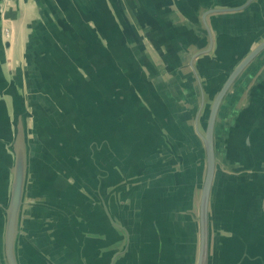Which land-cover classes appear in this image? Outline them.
Segmentation results:
<instances>
[{
    "label": "water",
    "instance_id": "water-1",
    "mask_svg": "<svg viewBox=\"0 0 264 264\" xmlns=\"http://www.w3.org/2000/svg\"><path fill=\"white\" fill-rule=\"evenodd\" d=\"M260 1H201L198 13L175 0L205 27L202 45L165 0H34L39 16L15 65L0 0V264H74L48 240L46 249L44 233L59 223L33 229L42 250L30 242V198L41 176L57 182L53 170L64 168L85 180L91 162L99 174L90 173L97 185L89 192L110 221L109 264H135L137 255L140 264H180L167 213L186 218L195 207L190 264H264V228L252 223L264 215V23L230 46L210 23ZM187 56L195 92L182 72ZM242 77L245 86L254 82L238 105L241 93L231 91ZM187 102L195 105L192 122ZM173 196L181 200L170 206ZM73 246L79 264H89L86 242Z\"/></svg>",
    "mask_w": 264,
    "mask_h": 264
},
{
    "label": "crops",
    "instance_id": "crops-1",
    "mask_svg": "<svg viewBox=\"0 0 264 264\" xmlns=\"http://www.w3.org/2000/svg\"><path fill=\"white\" fill-rule=\"evenodd\" d=\"M166 2V11L175 17V21H180L184 23L183 30H188L192 33V37L194 36L195 42L199 44H206L204 41V37H206L205 27L201 22L188 20L177 8L175 0H165ZM201 1L206 3V5L212 3L218 4H228V3H236L238 0H209V2H204V0H188V3L191 4L189 6V11L192 10L199 11L200 13L202 9L200 8ZM214 1V2H213ZM260 4V5H259ZM38 7L34 4V0H14L11 4V7L7 10L6 15L3 17V27L6 25L5 20L11 23L13 26V31L5 36L6 39L11 41L10 48L7 50V55L10 57L11 63L19 64L20 61L23 60V56L25 54V43L30 31L29 24L36 20L39 16ZM196 11V12H197ZM238 13V14H237ZM235 12V13H226V15L220 14L219 16L214 15L211 17L210 23L213 31L225 35V39L222 38L221 42L223 44L232 45L235 42V38H237L238 34L247 33L252 29H257V24L264 23V0H261L260 3H255L252 5L249 10L244 12ZM259 15V17H258ZM253 23H250V20ZM257 20V24L254 22ZM5 23V24H4ZM218 24H221L220 26ZM215 25L218 27L215 29ZM214 32V34H215ZM215 34V35H216ZM225 40V41H224ZM147 47L151 49L152 57L155 61H158L159 64L163 65L162 59L157 51H155L153 45L145 40L144 42ZM194 51V49H192ZM189 56L183 60L184 66L182 67V72L184 76H188L189 80V89L188 91L195 92L196 86L192 80V70L188 65ZM182 62V61H181ZM181 68V67H180ZM201 72H203L204 76L208 75L209 70H205L203 68H199ZM251 70L248 72L250 73ZM173 76L171 73L165 77ZM247 76V74L245 75ZM244 76V77H245ZM244 77L240 80V82L233 88L231 93L238 92L241 93V98L238 102V105L242 104L245 99H247L249 87L253 84L254 79L247 81V85L245 86L243 82H246ZM188 111H190V115L188 119H191V122L194 118V103H186ZM201 149L198 147L197 152H201ZM94 154V153H93ZM93 154L91 156L93 160ZM200 157V156H199ZM105 160L107 161V153ZM203 158H198L196 164V173L198 172V167L201 166ZM93 162H91V168L87 171L85 180L79 178L76 174L72 173V171H67L63 169L55 168L53 178L57 181L54 182L53 179H47L46 176H41L38 180V186H36V190L38 194H34L33 197L30 198L32 201H36L37 204L32 205L29 208V216L30 223L28 225L29 232L28 238H30V242H33L35 245L37 244L41 250L44 248L43 246L46 244L47 240L48 245L51 249L54 250L58 255L59 259L63 260L62 254L65 253L72 254V258H74V264L82 263L79 260L78 256V247L75 249L73 245H77L78 243L86 242L88 248L85 251V260L89 264H109V246L108 238H109V217L107 214V210L104 208V204L100 198H96L90 191V189L96 188L94 184L95 181L92 180V174H99L98 168H93ZM77 172L80 170L77 169ZM46 173V172H44ZM65 176V177H64ZM61 179V180H57ZM198 177L194 179L195 181V203H197L198 199ZM44 179H46L44 181ZM88 182V183H87ZM197 182V184H196ZM53 190H58L59 195L53 194ZM172 201L170 202V206H174L180 198L177 196H173ZM183 203V200H182ZM181 203V204H182ZM258 203V202H257ZM168 206V205H167ZM259 205L253 207V209L258 210ZM251 209V207H250ZM186 218H183L179 212L177 214L167 213V219L170 221L171 226L175 228L176 232V243L173 239L172 244V252L176 253L177 259L180 264H190L191 260V246H189V239L191 237V227L195 222L196 207L192 210L186 212ZM181 216V217H179ZM262 217V218H260ZM46 221H55L60 224L59 230L57 229L56 233L54 231H46L44 233L46 238V243L43 245L41 240L38 238L40 233H37L36 230L46 225ZM252 223L255 228L263 231L264 228V215H258L256 218L252 219ZM85 225V226H84ZM86 227L88 228L87 231ZM194 227V226H193ZM93 230V231H92ZM264 232V231H263ZM43 233V232H41ZM39 239V240H38ZM71 240V241H70ZM101 241L100 248L98 250H94L90 243ZM73 244V245H71ZM106 244V245H105ZM69 246H72L74 250H71ZM118 262V263H115ZM115 264H121L120 261H115ZM140 264L139 256L135 258V264Z\"/></svg>",
    "mask_w": 264,
    "mask_h": 264
},
{
    "label": "rangeland",
    "instance_id": "rangeland-1",
    "mask_svg": "<svg viewBox=\"0 0 264 264\" xmlns=\"http://www.w3.org/2000/svg\"><path fill=\"white\" fill-rule=\"evenodd\" d=\"M13 1L14 0H8V3L6 4V9H5V11H4V13L2 14V16L4 17L5 15H6V12H7V10L11 7V4L13 3ZM5 20V23H6V25L4 26V28H5V30H6V32L8 33V34H10L13 30V26H12V24L11 23H9V22H7V20L6 19H4ZM4 23V24H5ZM12 34V33H11Z\"/></svg>",
    "mask_w": 264,
    "mask_h": 264
},
{
    "label": "built area",
    "instance_id": "built-area-1",
    "mask_svg": "<svg viewBox=\"0 0 264 264\" xmlns=\"http://www.w3.org/2000/svg\"><path fill=\"white\" fill-rule=\"evenodd\" d=\"M11 1V0H10ZM8 3V0H6V4Z\"/></svg>",
    "mask_w": 264,
    "mask_h": 264
}]
</instances>
